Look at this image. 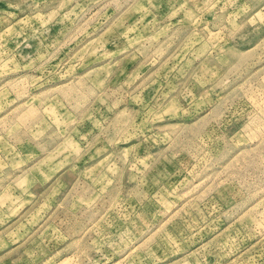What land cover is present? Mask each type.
<instances>
[{"label":"rangeland","instance_id":"rangeland-1","mask_svg":"<svg viewBox=\"0 0 264 264\" xmlns=\"http://www.w3.org/2000/svg\"><path fill=\"white\" fill-rule=\"evenodd\" d=\"M0 264H264V0H0Z\"/></svg>","mask_w":264,"mask_h":264}]
</instances>
